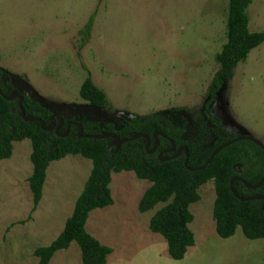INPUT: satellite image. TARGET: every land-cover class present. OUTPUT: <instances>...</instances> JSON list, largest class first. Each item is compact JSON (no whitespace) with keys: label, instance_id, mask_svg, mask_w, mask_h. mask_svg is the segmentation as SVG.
<instances>
[{"label":"rangeland","instance_id":"obj_1","mask_svg":"<svg viewBox=\"0 0 264 264\" xmlns=\"http://www.w3.org/2000/svg\"><path fill=\"white\" fill-rule=\"evenodd\" d=\"M226 12L227 0H0V71L51 115L114 128L155 115L197 131L208 127L204 105ZM93 13L83 42L79 31ZM247 13L249 31L264 32V0H253ZM87 72L107 107L80 99ZM209 112L227 132L264 145V43L237 65ZM30 153L28 140L14 142L11 157L0 160V264H37L34 251L60 234L91 170L80 156L51 162L32 212ZM149 186L132 172L112 173L113 204L89 213L86 232L112 249L106 264H264V239L247 240L240 228L228 239L216 235L211 182L189 206L194 246L182 260L170 259L164 239L148 228L163 205L137 210ZM50 264H82L79 248L70 243Z\"/></svg>","mask_w":264,"mask_h":264},{"label":"trees","instance_id":"obj_2","mask_svg":"<svg viewBox=\"0 0 264 264\" xmlns=\"http://www.w3.org/2000/svg\"><path fill=\"white\" fill-rule=\"evenodd\" d=\"M253 0H227L225 20V42L214 55L218 70L212 77L208 90V99L204 105V117L208 127L192 130L185 124L175 125L155 115L131 119L118 128L111 124L104 126L84 118L66 119L60 133L65 132L67 122L81 125L83 136L112 133L120 139L131 138L137 133L150 137V147L155 145L154 132H160L170 139L176 149L185 147L188 153L187 166L199 168L206 163L212 151L219 145L239 137L227 132L209 112V105L223 84L233 76L238 64L245 62L248 54L264 43V32H250L247 9ZM95 13L91 14L82 30V41L90 37ZM0 91L9 97L15 88L9 80L1 81ZM78 95L89 106L102 109L108 106L105 93L97 88L87 72L79 87ZM21 107L25 116L30 119H41L46 126L50 125L51 113L36 101L23 96ZM28 140L31 145L30 163L32 173L28 186L32 197V212L42 198V189L49 164L68 155L80 156L91 162L90 173L83 188L75 200L71 215L66 219L60 234L48 246L34 251L37 264H50L54 254L66 250L70 243H75L80 251L82 264H106L112 249L101 245L90 236L84 226L91 211L103 209L113 204L109 188L112 173L132 172L139 180L150 183L140 198L137 210L140 214L153 210L157 205L163 206L149 220L151 233L160 235L166 243L170 259L180 261L187 250L194 246V236L188 226L193 220L189 206L200 200L198 190L211 182L215 194L212 208L215 233L221 239L231 238L240 228L248 240L264 239V212L262 200L239 201L229 190L233 178H239L256 185L264 174V152L249 141H239L221 150L203 169L188 171L183 163L185 153L167 161H159L157 155L162 153L161 160L173 157L175 152L167 153L171 144L157 136V147L154 153L145 152L146 141L137 139L112 145V140L78 138V129L71 125L65 137H58L54 131H44L38 122H26L20 117L17 99L7 101L0 96V160L9 159L14 142ZM233 191L242 199L264 197V183L256 190L244 187L239 181L232 182Z\"/></svg>","mask_w":264,"mask_h":264},{"label":"water","instance_id":"obj_3","mask_svg":"<svg viewBox=\"0 0 264 264\" xmlns=\"http://www.w3.org/2000/svg\"><path fill=\"white\" fill-rule=\"evenodd\" d=\"M9 80V78L6 76V75H2L1 77V81L3 83L7 82ZM0 96L7 100V101H11V100H15L17 99V106L19 108V111H20V117L23 121H26V122H38L40 124V127L42 130L44 131H54V134L58 137H65L67 136L68 132H69V128L71 125L75 126L77 129H78V138H81V137H84V138H91V139H111L112 140V145L114 147H119L121 144L125 143V142H128V141H133V140H137V139H144L146 141V144H145V152L147 154H152L155 152L156 150V147H157V136H161L162 138L166 139L167 141H169V143L171 144V149L167 151V153H172V152H175L176 151V154L171 157V158H168V159H165V160H161V155L162 153H159L157 155V159L159 161H167V160H170L172 158H176L178 156L181 155L182 152L185 153V159H184V167L188 170V171H198V170H201L205 167V165L215 156L217 155L221 150H223L224 148L230 146L231 144L233 143H236V142H239V141H249L251 143H253L254 145H256L258 148H260L263 152H264V145L259 142L258 140L254 139L253 137H250V136H239V137H236L234 139H231L221 145H219L218 147H216L212 153L210 154L209 158L206 160V163L199 167V168H189L187 166V160H188V153H187V150L185 147H179L178 149H176V146L174 145V143L168 139L166 136L162 135L160 132H154L152 134V138L155 140V145L152 149H149L150 147V137L146 134H143V133H137L136 135H134L133 137L131 138H125V139H120L118 138L116 135L112 134V133H104L102 135H91V136H83L82 135V132H83V129L81 127L80 124L78 123H75V122H67L66 123V128H65V132L64 133H60V130L64 124V120L62 117H58L56 115H51L49 117V122H50V125L49 126H46L44 121H42L41 119H34V118H30L28 119L25 114H24V111L21 107V104H22V99H23V96L20 95L19 93H17L16 91H14L9 97H6L4 96L1 91H0ZM233 181H239L241 182L245 188L247 189H250V190H256L258 188H260L262 186V184L264 183V174L262 175L260 181L254 185V186H250L249 184H247L246 182H244L243 180L239 179V178H233L230 183H229V190L230 192L232 193L233 197L239 201H246V200H262L263 201V204L261 206V210L264 212V197H261V196H257V197H253V198H250V199H242L240 198L234 191H233V188H232V182Z\"/></svg>","mask_w":264,"mask_h":264},{"label":"crops","instance_id":"obj_4","mask_svg":"<svg viewBox=\"0 0 264 264\" xmlns=\"http://www.w3.org/2000/svg\"><path fill=\"white\" fill-rule=\"evenodd\" d=\"M247 240H248V239H247ZM257 240H258V239H257ZM262 240H263V239H262ZM251 241H253V240H251ZM259 242H261V241L259 240L257 243H259ZM257 243H256V244H257Z\"/></svg>","mask_w":264,"mask_h":264}]
</instances>
